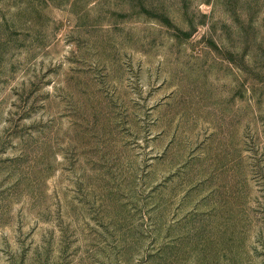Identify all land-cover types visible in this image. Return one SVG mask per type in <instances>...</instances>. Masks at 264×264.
<instances>
[{"label":"rangeland","instance_id":"1","mask_svg":"<svg viewBox=\"0 0 264 264\" xmlns=\"http://www.w3.org/2000/svg\"><path fill=\"white\" fill-rule=\"evenodd\" d=\"M0 264H264V0H0Z\"/></svg>","mask_w":264,"mask_h":264}]
</instances>
